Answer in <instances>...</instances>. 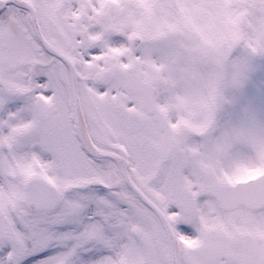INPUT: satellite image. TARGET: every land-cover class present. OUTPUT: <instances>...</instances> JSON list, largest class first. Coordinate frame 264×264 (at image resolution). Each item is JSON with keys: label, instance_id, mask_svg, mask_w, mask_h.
<instances>
[{"label": "snow or ice", "instance_id": "obj_1", "mask_svg": "<svg viewBox=\"0 0 264 264\" xmlns=\"http://www.w3.org/2000/svg\"><path fill=\"white\" fill-rule=\"evenodd\" d=\"M0 264H264V0H0Z\"/></svg>", "mask_w": 264, "mask_h": 264}]
</instances>
